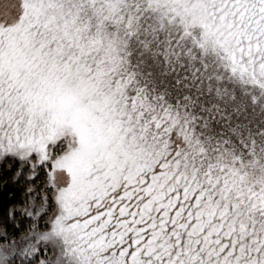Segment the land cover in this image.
Here are the masks:
<instances>
[{
	"label": "snow or ice",
	"instance_id": "1",
	"mask_svg": "<svg viewBox=\"0 0 264 264\" xmlns=\"http://www.w3.org/2000/svg\"><path fill=\"white\" fill-rule=\"evenodd\" d=\"M0 264H264V0H0Z\"/></svg>",
	"mask_w": 264,
	"mask_h": 264
}]
</instances>
